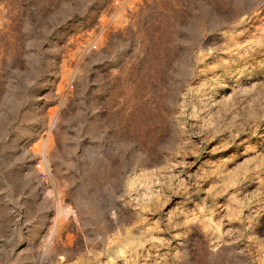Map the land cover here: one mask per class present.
Listing matches in <instances>:
<instances>
[{"label":"rangeland","instance_id":"obj_1","mask_svg":"<svg viewBox=\"0 0 264 264\" xmlns=\"http://www.w3.org/2000/svg\"><path fill=\"white\" fill-rule=\"evenodd\" d=\"M124 5L0 0V264H264V0Z\"/></svg>","mask_w":264,"mask_h":264},{"label":"built area","instance_id":"obj_2","mask_svg":"<svg viewBox=\"0 0 264 264\" xmlns=\"http://www.w3.org/2000/svg\"><path fill=\"white\" fill-rule=\"evenodd\" d=\"M131 0H113L114 7L118 8L121 7V5H124V8L126 12L128 13H138L140 10L144 9L146 5L150 3L151 0H135V4H131ZM93 50H96L98 48L97 45H94Z\"/></svg>","mask_w":264,"mask_h":264}]
</instances>
